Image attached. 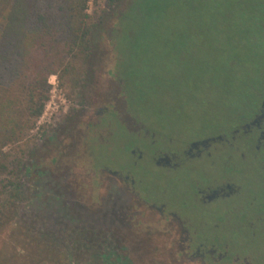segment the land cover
Returning <instances> with one entry per match:
<instances>
[{"label": "flooded vegetation", "instance_id": "af4514ba", "mask_svg": "<svg viewBox=\"0 0 264 264\" xmlns=\"http://www.w3.org/2000/svg\"><path fill=\"white\" fill-rule=\"evenodd\" d=\"M131 1L98 22L80 71L64 73L75 81L68 84L69 105L27 176L42 169L39 180L48 189L49 178L59 183L66 199L60 195L55 210L62 222L50 220L56 230L62 226L63 240L99 247L102 257L125 249L118 264H264V0H208L212 18L205 26L218 28V36L208 46L194 45L191 29L187 44L173 45L179 62L185 49L189 57L201 54L202 64L213 54L216 64L224 61L225 74L238 75V94H227L222 120L199 127L191 139L176 120L156 124L140 111L129 70L135 40L126 33L131 28L136 36L146 13L143 0L135 7ZM242 18L249 28L240 35ZM224 28L238 33L237 55L221 40ZM181 91L192 98L200 92Z\"/></svg>", "mask_w": 264, "mask_h": 264}, {"label": "rangeland", "instance_id": "374dc122", "mask_svg": "<svg viewBox=\"0 0 264 264\" xmlns=\"http://www.w3.org/2000/svg\"><path fill=\"white\" fill-rule=\"evenodd\" d=\"M89 0L87 13L93 17L95 25L101 22L109 14L119 10L123 2L128 0ZM187 2L189 0H186ZM196 6L189 7L185 0H143L142 7L147 11V15L140 20L141 31L138 33L137 42L131 43V59L129 70L133 78L132 82L136 88V99L142 114L148 120L164 123L165 120L177 121L184 132L189 135L188 139L199 136L197 131L199 127L207 125L209 122H220L222 114L226 113L227 94L232 97L238 94V85L234 78H238L235 73L225 74L224 61L216 64L217 58L208 54V62L202 64L201 54L191 53L184 62H179L173 56V45L175 42L187 44L188 32L196 34V42L193 44H202L208 46L211 37L218 36V28L210 25L206 17L209 15L208 6L213 4L208 0H192ZM218 5L219 1L214 2ZM135 7V0L131 3ZM227 4L223 3V9ZM130 8V7H128ZM217 11V7H210ZM136 13H133V23ZM138 17V16H137ZM136 17V19H137ZM206 21V26H205ZM3 22L0 16V26ZM211 23V22H210ZM249 28L246 18H242L237 31L240 35ZM131 29V28H130ZM128 30L126 35L130 40L135 38V32ZM233 30H222L225 36L224 41L226 50L237 55L239 45L236 44V35ZM216 36V37H217ZM236 40V41H235ZM89 55V49L84 54H80L75 61L73 73L79 72V66L84 64ZM195 56V57H193ZM198 58V59H197ZM65 60H71L66 57ZM215 66L221 68L215 69ZM70 72V71H69ZM71 73V72H70ZM190 76V83H186L185 77ZM63 72L51 75L48 78L50 86L49 98L45 103L41 116L35 121L31 129L15 144H10L1 149L3 154H10L7 166L0 169V210L8 202L15 204L14 215L9 222L12 229H22L29 239L36 242H43L50 249L58 250L67 256L70 264H118L125 261L124 250H116L112 255L105 254L102 257L103 249H90L89 245L80 247L79 242H68L63 240L62 226L58 230L50 219L60 223V213L55 209L63 199L64 194L60 189L59 183L49 178L48 189L44 181L39 180L43 171L37 169L33 171L30 177L27 176L25 168L37 157L38 150L42 147L44 136L51 130L55 123L60 119L63 109L66 110L69 105L67 96L71 94L69 82L63 76ZM205 80H201L204 79ZM222 83L224 90L217 87ZM183 88H192L200 91L198 97L192 98L186 95ZM237 96L234 100H237ZM192 128L193 131L188 129ZM198 134V135H197ZM197 135V136H196ZM46 146V145H45ZM52 149V146H49ZM50 153V151H49ZM51 155V153H50ZM42 165V162L35 163ZM44 166V165H43ZM53 166V165H52ZM56 168L51 167L50 172ZM39 174V175H38ZM108 189V187L106 188ZM50 190L53 191L50 192ZM106 190L105 192H107ZM111 192V191H108ZM62 198H61V196ZM55 206V208H53ZM48 207V208H47ZM91 211V207H88ZM89 211V212H90ZM49 217V218H48ZM118 239L122 240V236ZM0 242H3L2 236ZM79 243V244H78ZM111 242H103L109 244ZM118 243V242H117ZM101 243L99 242V245ZM123 244V243H122ZM125 245V243H124ZM104 248V245L102 246ZM85 250L86 253H85ZM21 253V250H18ZM49 264V263H47Z\"/></svg>", "mask_w": 264, "mask_h": 264}, {"label": "trees", "instance_id": "16d2710c", "mask_svg": "<svg viewBox=\"0 0 264 264\" xmlns=\"http://www.w3.org/2000/svg\"><path fill=\"white\" fill-rule=\"evenodd\" d=\"M88 2L0 0V169L11 157L1 149L18 142L41 116L49 98V76L73 72L78 56L90 48L89 35L97 24L87 13ZM140 31L136 27L134 43ZM3 208L0 264H70L63 253L10 227L13 202Z\"/></svg>", "mask_w": 264, "mask_h": 264}]
</instances>
